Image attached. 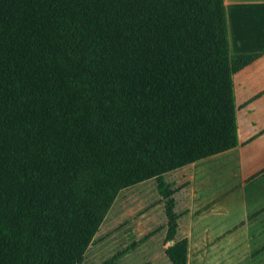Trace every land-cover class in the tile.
<instances>
[{"label":"trees","instance_id":"1","mask_svg":"<svg viewBox=\"0 0 264 264\" xmlns=\"http://www.w3.org/2000/svg\"><path fill=\"white\" fill-rule=\"evenodd\" d=\"M257 56L224 0H0V264H79L150 178L173 240L165 176L237 145L232 76Z\"/></svg>","mask_w":264,"mask_h":264},{"label":"crops","instance_id":"2","mask_svg":"<svg viewBox=\"0 0 264 264\" xmlns=\"http://www.w3.org/2000/svg\"><path fill=\"white\" fill-rule=\"evenodd\" d=\"M224 3L232 51L258 54L232 76L238 143L169 172L181 185L165 249L186 239L185 264H264V0Z\"/></svg>","mask_w":264,"mask_h":264},{"label":"rangeland","instance_id":"3","mask_svg":"<svg viewBox=\"0 0 264 264\" xmlns=\"http://www.w3.org/2000/svg\"><path fill=\"white\" fill-rule=\"evenodd\" d=\"M177 175H166V182L174 189L181 185L176 181ZM173 178L176 179L171 181ZM166 228L164 200L154 178L123 188L80 264H99L110 259L115 264H166Z\"/></svg>","mask_w":264,"mask_h":264}]
</instances>
